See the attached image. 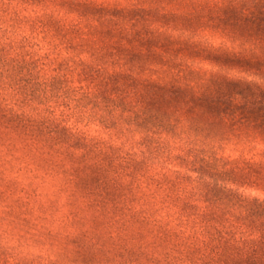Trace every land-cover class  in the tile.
Listing matches in <instances>:
<instances>
[{"label":"trees","instance_id":"obj_1","mask_svg":"<svg viewBox=\"0 0 264 264\" xmlns=\"http://www.w3.org/2000/svg\"><path fill=\"white\" fill-rule=\"evenodd\" d=\"M161 1L0 0L2 134L54 179L74 259L264 264V83L226 73L264 75V51H199ZM227 2L264 44V0Z\"/></svg>","mask_w":264,"mask_h":264},{"label":"rangeland","instance_id":"obj_2","mask_svg":"<svg viewBox=\"0 0 264 264\" xmlns=\"http://www.w3.org/2000/svg\"><path fill=\"white\" fill-rule=\"evenodd\" d=\"M95 1L106 7L126 8L150 0ZM201 1L203 0H196L199 3ZM216 1L218 4L214 3ZM209 2L219 6L217 10H214L215 6L212 9L204 8L200 13L196 11L192 13L189 10L180 13L183 11L181 6L162 0L164 12L177 13L180 17L166 18L165 26L174 29L176 32L173 34H181L180 38L190 36L189 32H198L191 39L199 51L201 48L212 47L233 48L242 51L244 55L248 53V49H255V54L264 51V44H254L252 28L249 24L244 26L242 19L237 20L238 10L230 7L227 0H209ZM186 17H189V20H184ZM24 48L27 49L28 46ZM190 54L192 52L186 54V60L191 62L193 67L207 71L214 68L215 64L206 57ZM261 59L264 60V56L261 55ZM226 73L264 83V75L240 71L234 67L228 69ZM76 122L79 127L82 126L81 121ZM3 135L0 126V264H86L74 259L67 250L68 245L63 236L71 237L68 232L73 230L69 221L61 220L59 208L52 207L50 203L51 198L56 194L54 179L42 175L41 172L28 170L34 167L33 163L28 162V138L22 136L18 138L19 141H15L10 135ZM39 168L44 170L43 167ZM249 191L264 198L263 191ZM133 206L137 208V205ZM109 222L110 227L119 226L113 220ZM94 225L101 226L98 223ZM113 256L110 259L103 256L104 260L97 263L92 259L91 264H134L129 261L132 256Z\"/></svg>","mask_w":264,"mask_h":264}]
</instances>
